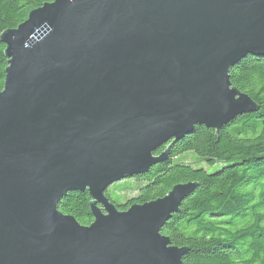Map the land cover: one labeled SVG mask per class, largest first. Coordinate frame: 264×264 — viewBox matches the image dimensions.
<instances>
[{"label": "water", "instance_id": "95a60500", "mask_svg": "<svg viewBox=\"0 0 264 264\" xmlns=\"http://www.w3.org/2000/svg\"><path fill=\"white\" fill-rule=\"evenodd\" d=\"M0 40V264H183L161 229L197 183L122 211L104 192L257 109L228 70L264 53V0H52ZM85 189L87 226L57 209Z\"/></svg>", "mask_w": 264, "mask_h": 264}, {"label": "trees", "instance_id": "16d2710c", "mask_svg": "<svg viewBox=\"0 0 264 264\" xmlns=\"http://www.w3.org/2000/svg\"><path fill=\"white\" fill-rule=\"evenodd\" d=\"M51 1L0 0V35L16 28L31 10ZM5 48L0 40V91L8 65ZM228 75L231 85L255 102V111L237 115L219 129L195 125L179 140L158 148L155 155L168 151L164 161L153 164L146 173L115 181L132 179L123 189L127 194L121 202L110 198L108 187L104 192L122 211L163 197L178 183H197L161 229L171 245L187 248L183 264H264V53L246 55L229 68ZM186 151L204 165L224 164L209 173L203 164L175 160ZM130 191H134L131 196ZM89 203L86 189L69 191L57 209L87 226L93 220Z\"/></svg>", "mask_w": 264, "mask_h": 264}, {"label": "rangeland", "instance_id": "374dc122", "mask_svg": "<svg viewBox=\"0 0 264 264\" xmlns=\"http://www.w3.org/2000/svg\"><path fill=\"white\" fill-rule=\"evenodd\" d=\"M175 160L177 161H183L185 163H189L192 165H202L203 161L198 160L197 156L191 152V151H186L183 153H180L179 155L176 156ZM224 163L223 162H216L213 165H204L203 167L205 168V170L209 173L214 172L216 170H218ZM131 178H126L125 180L119 181V182H115L113 184H111L110 186H108V188L106 189L107 193L110 195V198L115 202V203H119L121 202L127 194V190H123L125 189L127 186V184H129V182L131 181ZM133 192H129V196L133 195Z\"/></svg>", "mask_w": 264, "mask_h": 264}]
</instances>
